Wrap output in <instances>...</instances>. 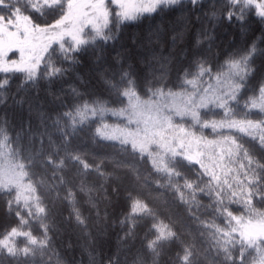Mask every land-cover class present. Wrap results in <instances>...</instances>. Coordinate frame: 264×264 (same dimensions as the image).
<instances>
[{"label":"snow or ice","instance_id":"obj_1","mask_svg":"<svg viewBox=\"0 0 264 264\" xmlns=\"http://www.w3.org/2000/svg\"><path fill=\"white\" fill-rule=\"evenodd\" d=\"M187 2L195 9L201 0ZM177 5L182 6L183 0H0V73L5 74L0 100L9 77L22 74L25 84L63 77L68 71L63 65L79 63L77 57L89 49L99 63L105 58V45L117 39L125 22ZM210 18L229 22L235 18L242 30L253 19L264 25V0H216ZM201 35L210 39L202 30L197 44L203 42ZM182 38L183 33H177L173 43ZM257 52L253 42L222 63L190 62L177 77L179 90L169 88L163 76L141 79L131 65L125 68L121 63L119 71H103L108 100L102 94L84 100L73 88L81 102L59 113L52 120V131L41 113L42 131L33 132L30 125L21 130L27 143H21L20 132L12 136L6 122H0V195L8 197L6 211L16 218L15 225L0 231V264H52L57 254L47 221L57 207L66 205L68 219L86 229L82 208H95L93 193L103 187L91 186L86 177L95 173L108 179L115 170L126 169L135 174L137 184H147L150 177L142 176L136 166L145 158L160 177L152 182L178 194L186 212L199 221L201 240L207 244L198 246L195 238L181 240L175 230L181 219L166 222L141 193L129 192L128 211L120 223L127 226L125 237H131L140 220L153 221L142 245L152 264H159L164 250L178 241L180 251L172 264H264V163L256 156L257 151L264 153V118H248L257 109L256 114L264 116V80L258 95L253 89L252 96L243 97L256 71L252 62ZM116 59L119 63V55ZM213 109L222 111L221 119L205 118L219 114ZM106 116L118 122L109 124ZM84 126L94 138L114 142L113 147L118 143L131 162L113 159L114 172L109 173L104 171L108 157L90 163L83 154L70 151V137ZM208 128L217 139L203 136ZM225 130L229 135H224ZM233 131L240 135H231ZM54 133H59V140ZM195 165L199 170L190 179L184 169L191 171ZM72 169L75 175L69 179L67 172ZM200 195L210 203L201 204ZM201 209H210L213 219L200 220ZM217 219L222 223L217 224ZM134 264H146L144 256L138 253Z\"/></svg>","mask_w":264,"mask_h":264},{"label":"trees","instance_id":"obj_2","mask_svg":"<svg viewBox=\"0 0 264 264\" xmlns=\"http://www.w3.org/2000/svg\"><path fill=\"white\" fill-rule=\"evenodd\" d=\"M214 4L216 0H201L200 5L193 9L187 0H183V5L175 6L174 10L165 9L163 12L145 15L136 21L125 22L120 27L117 39L105 45L103 61L98 63L89 49L88 54L77 57L79 63L63 65L68 69L63 77L41 79L35 84H25L23 75L19 73L9 77V83L3 89V98L0 100V122H6L5 126L9 129L10 135L15 136L20 132L21 137H24L21 143H27L26 134L21 130L27 129L30 125L33 132L42 131L41 113L48 118L47 125L52 131V120L59 113L68 111L73 104L81 102L73 95V88L84 100L93 99L101 94L105 100H108L109 93L102 79L104 70L119 71L121 63L125 68L131 65L141 79L147 78L151 81L153 77L159 79L163 76V82L169 88L179 90L176 87L179 83L177 77L182 75L181 70L187 69L190 62L207 59L212 63H222L226 57L246 49L253 42L258 49L252 62V67L256 71L249 79L248 91L243 93V97L246 99L252 96L253 89H257L258 95L259 83L264 80V54H262L264 25L253 19L249 20L242 30L240 22L235 18L231 22L227 19H211L210 13ZM46 19L47 22H51L52 18ZM39 22L43 23L44 20ZM202 30L210 39L205 40L201 35L199 38L203 42L197 44L196 39ZM177 33H183V38L173 43L172 37ZM118 55L119 63L116 59ZM4 78L5 74L0 73V80ZM241 103L243 104V99ZM204 111L207 110H202ZM213 111L219 114L209 113L205 118L221 119L222 111L218 109ZM257 112L258 109L252 110L248 118L253 120L264 118L262 115H257ZM105 119L109 124L118 122L117 118L111 116H106ZM197 133L201 134L199 130ZM202 134L212 139L218 138L210 128L203 129ZM224 135L229 133L225 130ZM231 135L240 134L233 131ZM54 139L59 140V133H54ZM113 143L94 138L92 131L84 126L82 131H77L70 137L69 150L83 154L90 163L97 158L108 157L104 171L111 173L114 172L111 160L131 162L126 154L119 151V144L116 143L113 147ZM256 156L261 163H264V153L257 151ZM136 166L142 176L150 177L149 183L137 184L135 174L126 169L115 170L114 176L108 179L100 178L95 173H90L86 177L91 186L96 188L103 186L101 191L93 193L96 207L82 208L87 222L86 229L77 225L74 219H68L69 212L66 205L57 207L47 221L51 225L49 234L52 237V250L57 254L52 256V264H109L110 259L113 264H134L138 253L144 256L146 264H152L151 257L144 252L142 245L146 243L145 237L153 221L150 218L140 220L134 230L135 234L131 237H125L127 226L120 223L128 211L129 192L133 195L141 193V198L148 202L166 222H169V218L171 222L181 219L182 223H177L175 229L181 234V240L191 241L195 238L198 246L207 247L200 237L202 229L199 221L192 219L186 212L178 194L152 182L160 177L154 173L150 161L147 158L138 160ZM197 170H199L198 165H195L191 171L184 169L190 179L196 178L192 172ZM74 175V169L67 172L69 179ZM204 179L207 180V177ZM74 182L78 183L79 180ZM180 182L183 183L182 180ZM7 199V196L0 195V231L16 224L15 216L6 211ZM80 199L83 203L85 197L81 196ZM197 199L203 205L210 203L204 195L198 196ZM233 210L235 211V207ZM198 215L200 220L213 219L210 209H201ZM215 222L222 223L219 219ZM151 238V235L147 236V239ZM179 251V241L172 243L164 250L159 264H172ZM47 259L48 257H45V260Z\"/></svg>","mask_w":264,"mask_h":264},{"label":"rangeland","instance_id":"obj_3","mask_svg":"<svg viewBox=\"0 0 264 264\" xmlns=\"http://www.w3.org/2000/svg\"><path fill=\"white\" fill-rule=\"evenodd\" d=\"M17 55H19L18 53H17ZM197 135H200V134H198L197 133ZM203 136H205V135H203ZM207 139H210V140H212V138H210V137H207V136H205ZM218 172H219V170H217Z\"/></svg>","mask_w":264,"mask_h":264}]
</instances>
